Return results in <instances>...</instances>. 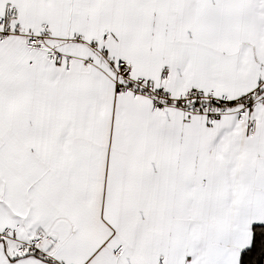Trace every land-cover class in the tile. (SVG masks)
<instances>
[{
    "label": "snow or ice",
    "instance_id": "6c2138e0",
    "mask_svg": "<svg viewBox=\"0 0 264 264\" xmlns=\"http://www.w3.org/2000/svg\"><path fill=\"white\" fill-rule=\"evenodd\" d=\"M0 264H264V0H0Z\"/></svg>",
    "mask_w": 264,
    "mask_h": 264
}]
</instances>
